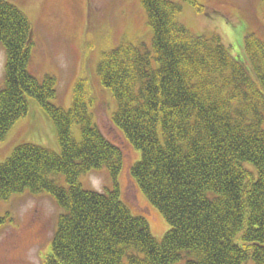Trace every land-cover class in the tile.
<instances>
[{
	"label": "trees",
	"instance_id": "trees-1",
	"mask_svg": "<svg viewBox=\"0 0 264 264\" xmlns=\"http://www.w3.org/2000/svg\"><path fill=\"white\" fill-rule=\"evenodd\" d=\"M183 1L208 14L195 0ZM141 4L156 67L124 42L102 52L96 70L116 101L113 124L140 153L130 175L169 226L161 241L121 199L123 153L94 124L85 77L75 81L69 110L53 105L56 79L38 81L27 68L30 21L5 1L0 142L27 115L30 97L53 123L60 151L17 146L0 163V199L47 193L62 210L43 264H264V43L246 35L233 56L218 37L181 24L179 3ZM103 168L112 188L84 189L81 176Z\"/></svg>",
	"mask_w": 264,
	"mask_h": 264
},
{
	"label": "rangeland",
	"instance_id": "rangeland-1",
	"mask_svg": "<svg viewBox=\"0 0 264 264\" xmlns=\"http://www.w3.org/2000/svg\"><path fill=\"white\" fill-rule=\"evenodd\" d=\"M23 12L31 24V54L28 71L38 81L44 76L56 79V97L51 103L64 110L72 106L75 81L85 77L93 105L89 108L94 124L103 136L123 153L118 175L121 199L134 215L149 224L152 236L161 241L169 226L142 194L130 175L132 164L140 158L121 130L112 122L116 101L97 75L104 51L124 42L136 44L148 54L156 67L152 48V30L147 24L141 0H0ZM178 21L193 34L218 37L235 56L246 35L264 43V0H195L206 7L207 15L183 0ZM6 54L0 46V87L4 84ZM79 140V126L73 128ZM22 144L42 146L59 153L53 123L37 102L28 97L27 115L17 120L3 142L0 163ZM66 187L63 176L53 178ZM84 189L102 192L111 189L108 171L87 173L80 178ZM62 210L47 193L33 196L25 192L0 199V264H43L49 254L56 222ZM176 264H184V259ZM244 264H254L251 259Z\"/></svg>",
	"mask_w": 264,
	"mask_h": 264
}]
</instances>
